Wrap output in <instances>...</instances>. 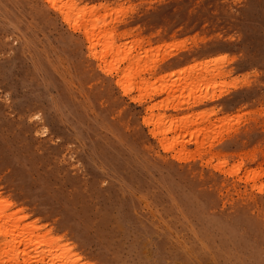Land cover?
I'll return each instance as SVG.
<instances>
[{"label": "rangeland", "instance_id": "374dc122", "mask_svg": "<svg viewBox=\"0 0 264 264\" xmlns=\"http://www.w3.org/2000/svg\"><path fill=\"white\" fill-rule=\"evenodd\" d=\"M77 1L136 84L88 54L89 12L72 30L45 0H0V199L18 226L81 263L264 264V0Z\"/></svg>", "mask_w": 264, "mask_h": 264}, {"label": "bare ground", "instance_id": "6f19581e", "mask_svg": "<svg viewBox=\"0 0 264 264\" xmlns=\"http://www.w3.org/2000/svg\"><path fill=\"white\" fill-rule=\"evenodd\" d=\"M47 3H48V5L50 6V7H53L54 9H56L57 10V12L60 14V16H61V19L62 20H64V22H66L67 23V25H70L69 27H72V30L73 29H77L78 27H79V23H80V18L82 19V20H87V19H85L87 16H88V12H89V17H91V19L89 18L88 19V21H85V22H83V34H84V36H85V40H86V42H88V46H87V49H88V54L90 55V56H92L93 58H95L96 60H99V61H105L104 60V57L106 56V55H113V57H114V55H115V59L113 60L112 58V60L111 61H107V62H115V61H117L116 63H114L115 65L116 64H119V62H121V61H119V60H122V59H125V58H127L128 56V58L130 59V55H129V52L128 51H126V49H123L124 47L123 46H125V45H123V42L121 43V42H119L118 44H116L115 43V41H114V37H115V31H112V29H111V31H110V28H108V29H106V31L108 32V33H105V29H104V31H102L103 29H102V27H101V29L102 30H100L99 32H98V30H95V27H96V24H97V21H95L96 19L95 18H92V13H90V11H92L93 9H94V7H89V6H81L79 3H78V1L77 0H45ZM94 5V4H93ZM92 6V5H91ZM100 6V5H99ZM102 6V5H101ZM104 6V5H103ZM106 7V6H105ZM95 10V9H94ZM93 10V11H94ZM86 13H87V16H86ZM91 14V15H90ZM93 19H95V20H93ZM119 20V19H118ZM121 21V20H120ZM111 22H113V21H111ZM101 23V22H100ZM114 23V22H113ZM105 24H106V22H105ZM98 25V24H97ZM106 26V25H105ZM100 28V27H99ZM103 28H104V26H103ZM112 28V27H111ZM97 29H98V27H97ZM96 31V32H95ZM129 31V30H128ZM124 32V31H123ZM131 32H132V30H131ZM128 33V32H127ZM126 34V33H125ZM127 35V34H126ZM120 36H121V34H120ZM146 38V37H145ZM113 40V41H112ZM125 42V41H124ZM129 43V42H128ZM127 43V44H128ZM120 44V45H119ZM130 44V43H129ZM127 46H129V45H127ZM128 50V49H127ZM131 53V52H130ZM109 55V56H110ZM132 55V54H131ZM137 55V54H136ZM136 55H134V56H132L134 59H136V60H138V56L136 57ZM144 56H146V55H144ZM147 56H149V55H147ZM107 57V56H106ZM108 59V58H107ZM133 59V60H134ZM105 61V62H106ZM106 62V63H107ZM131 62V61H130ZM135 62V61H134ZM104 63V62H103ZM113 64V65H114ZM100 65H102V64H100ZM109 65V64H108ZM114 65V66H115ZM127 65H129V64H127ZM127 65H125V66H127ZM105 66V65H104ZM109 66H111V65H109ZM108 66V67H109ZM114 66H112L111 68H113L114 70H115V80H114V82H115V84L116 85H118L119 87H121L122 89H123V91L124 92H126L127 91V89L129 88V87H131V85L133 84V81H132V79H133V77L135 76V75H137V74H135V71L136 70H134V73L133 72H130V71H133V70H131L130 68L131 67H129V66H131V64L129 65V66H127V67H122L121 69L120 68H118L117 67V65L114 67ZM140 66V65H139ZM144 67H146V69H147V67L148 66H144ZM104 68V67H103ZM137 68H140V67H138V65H137ZM143 68V67H142ZM101 69V68H100ZM143 69H145V68H143ZM142 69V70H143ZM148 69H149V67H148ZM108 70V69H107ZM110 71V70H109ZM138 72H139V70H137ZM141 71V70H140ZM144 71V70H143ZM209 71H210V69L207 71L208 73H209ZM131 73H133V74H131ZM139 74V73H138ZM131 75V76H130ZM209 75H210V73H209ZM140 76H138V78H139ZM135 78V77H134ZM136 79V78H135ZM138 80V79H137ZM141 80H144V78H142V79H140L139 81H141ZM127 82V84H125ZM136 81H134V84H136L135 83ZM143 83H145V81L143 82ZM148 83V82H147ZM146 83V85H148ZM141 85V84H140ZM146 85L144 84V87H146ZM136 86V85H135ZM138 86V85H137ZM148 87V86H147ZM146 87V89H148ZM140 89H141V87H139ZM139 88H138V90H139ZM121 89V90H122ZM135 90H136V87L134 88ZM142 90H143V88H142ZM140 91V90H139ZM144 91H146L145 90V88H144ZM151 91V90H150ZM157 91V90H156ZM155 91V92H156ZM123 92V93H124ZM138 94L140 93V92H137ZM136 93V94H137ZM144 93V92H143ZM171 93V92H170ZM142 94V93H141ZM147 94H149V93H147ZM142 95H146V94H142ZM133 96V95H132ZM138 97H140L141 99H142V96L141 95H138ZM171 97V96H170ZM203 97V96H202ZM136 98H137V96H136ZM139 99V98H138ZM202 99V98H201ZM137 100V99H136ZM167 100V99H166ZM181 102V101H180ZM183 102V101H182ZM165 103V102H164ZM186 103H187V101H186ZM182 104V103H181ZM184 105H185V103H183ZM193 104V103H192ZM155 105V104H154ZM180 105V104H179ZM187 105H189V104H187ZM146 106H148V105H146ZM151 106V105H150ZM149 106V107H150ZM177 107H178V105H177ZM183 107V106H182ZM146 108H148V107H146ZM145 109V108H144ZM149 112V111H148ZM149 114H152V113H149ZM209 114V113H208ZM211 114V113H210ZM188 115V114H187ZM206 115H207V113H206ZM206 115H205V117H206ZM190 116V115H189ZM208 116V115H207ZM146 118H148V117H146ZM160 119H158V121L160 120V124H158V125H162V123H161V117H159ZM183 118H184V116H183ZM182 118V119H183ZM223 118V117H222ZM145 119V118H144ZM182 119H180V123H181V120ZM188 119L189 120H191L189 117H188ZM188 119H186L185 120V118L183 119L184 121H186L187 122V120ZM149 120V119H148ZM175 120V119H174ZM197 120V119H196ZM220 120H222V119H220ZM145 121H147L146 119H145ZM171 121H173V120H170V122H167V123H171ZM183 121V122H184ZM194 121H195V119H194ZM194 121H188V122H194ZM198 121V120H197ZM206 121V120H205ZM204 120H203V122H205ZM215 121H217V120H215ZM149 122H150V120H149ZM162 122H164V121H162ZM179 122V121H178ZM183 122H182V125H183ZM187 122V123H188ZM214 122V121H213ZM218 122H220V121H218ZM217 122V123H218ZM151 123V122H150ZM153 123H155V121L153 122ZM157 123H159V122H157ZM157 123H155L156 125H157ZM165 123H166V118H165ZM173 123H174V121H173ZM185 123V122H184ZM197 123V122H196ZM195 123V124H196ZM206 123V122H205ZM211 123H212V121H211ZM152 124V123H151ZM175 124V123H174ZM186 124V123H185ZM185 124H184V126H185ZM192 124V123H191ZM208 124V123H207ZM216 124V123H215ZM153 125V124H152ZM158 125H157V128H158ZM167 124H165V127H166V130H167V128L169 129L170 127H171V125H172V123L168 126H166ZM177 125V124H176ZM200 125V124H199ZM214 125V124H213ZM222 125V124H221ZM183 126V127H184ZM186 126H187V124H186ZM196 126V125H195ZM194 126V127H195ZM198 126V125H197ZM216 126V125H215ZM224 126H225V124H224ZM224 126H222V127H224ZM155 126H153V128H154ZM161 127H163L162 129H161V131H162V134H163V132H165V131H163L164 129H165V127L162 125V126H160L159 127V129H157L158 130V134L161 132V131H159L160 130V128ZM208 127V126H207ZM213 126H211L210 125V127H209V129H210V134L213 136L214 135V131H215V129L213 130V132L211 133V128H212ZM217 127V126H216ZM220 127V126H219ZM180 128V127H179ZM201 128V127H200ZM215 128V127H214ZM185 129V128H184ZM197 129H198V127H197ZM196 129V130H197ZM203 128H201V130H202ZM208 129V128H207ZM200 130V131H201ZM205 130H206V128H205ZM205 130H203V132L202 133H204V131ZM218 130V129H217ZM174 131H175V128H174ZM186 131V130H185ZM184 131V132H185ZM189 131H192V130H189ZM195 131V130H194ZM198 132H199V129L197 130ZM182 132V131H181ZM193 132V131H192ZM197 132V133H198ZM206 133V135H207V130L205 131ZM153 135H155V134H157V131H155V130H152V132H151ZM191 132H189V134H190ZM209 133V132H208ZM161 134V135H162ZM196 134V133H195ZM209 134V135H210ZM217 134V133H216ZM215 134V135H216ZM164 135V134H163ZM182 135H183V133H182ZM194 135V134H193ZM200 135H202L201 134V132H200ZM199 135V136H200ZM204 135V134H203ZM218 136H219V134H217ZM179 136V135H178ZM185 136V135H184ZM187 136H188V133H187ZM189 136H191V135H189ZM197 136V135H196ZM161 137H163V139H164V136H161ZM160 137V138H161ZM165 137H167V136H165ZM172 137V136H171ZM182 137V136H181ZM201 137V136H200ZM208 136H206L205 138H207ZM170 138V137H169ZM193 138V137H192ZM195 138V137H194ZM162 139V138H161ZM161 139H159V141H161ZM167 139V138H166ZM173 139H176L175 137H173ZM172 139V140H173ZM181 139V138H180ZM212 139H213V137H212ZM215 139V138H214ZM169 140H171V139H169ZM171 140V141H172ZM195 140V139H194ZM197 140V139H196ZM207 140V139H206ZM205 140V141H206ZM210 140V139H209ZM204 141V140H203ZM202 141V142H203ZM215 141H216V139H215ZM164 142V141H163ZM173 142V141H172ZM175 142V144L178 142H176V140L174 141ZM173 142V143H174ZM199 142H200V140H199ZM208 142V144H209V142L210 141H206V143ZM195 143V142H194ZM197 143V142H196ZM171 144V143H170ZM199 144H202L201 142L199 143ZM198 143H197V145H199ZM205 144V143H204ZM204 144H203V146L202 147H204ZM208 144H206V145H208ZM163 145V144H162ZM166 145H167V143H166ZM173 145V144H172ZM171 145V146H172ZM181 145V144H180ZM171 146H169V147H171ZM196 146V145H195ZM208 146H211L210 144L208 145ZM176 147V146H175ZM179 147H181V146H179ZM198 147V146H197ZM201 146L199 147L200 149L202 148ZM168 148V147H167ZM182 148H183V146H182ZM172 149V148H171ZM184 149V148H183ZM198 149V148H197ZM199 149V150H200ZM177 150V149H176ZM208 150V149H207ZM183 151V150H182ZM201 151H202V149H201ZM204 151H205V149H204ZM198 151L196 150L195 151V153L196 154H198L197 153ZM203 152V151H202ZM174 153H175V151H174ZM181 154V153H180ZM183 154V153H182ZM212 154V153H211ZM172 155H173V153H172ZM221 163L223 162V160L222 161H220ZM214 164V163H213ZM217 165V164H216ZM212 166V165H211ZM258 166H259V164H258ZM238 168V167H237ZM237 168H236V170H237ZM251 168V167H250ZM260 168V167H259ZM259 168H258V170H259ZM254 169V168H253ZM235 170V169H234ZM250 170H252V169H250ZM247 171V173H248V176H247V178L249 179H251V180H253V181H255V176L256 177H258L259 176V172H258V170L257 171H255V172H253V170L252 171ZM261 170H262V168H261ZM232 172V171H231ZM234 172V171H233ZM237 172V171H236ZM256 172H258V174L256 173ZM247 173H245V175L247 174ZM243 174H244V171H243ZM236 175V174H235ZM258 175V176H257ZM262 175V174H261ZM263 176H264V174H263ZM246 179V178H245ZM244 181V180H243ZM248 181V180H247ZM258 183V182H257ZM261 183V182H260ZM256 185V183L254 182L253 183V185ZM258 185V184H257ZM252 186V185H251ZM260 186V190H261V188H264V185H259ZM257 188V187H256ZM264 193V192H263ZM10 205H11V203L9 202V201H6V200H2V199H0V233L1 234H4V237L7 235H10V237L8 238V239H6V237L5 238H2V239H0V247H1V249H4L6 252L7 251H14V250H18V252L20 251V253L21 254H23V256H32V255H34V256H38V258H37V260H38V262H40V264H89V263H84L83 261V263H81L80 262V257H78V255L77 254H73L72 253V255H71V251H72V247L71 246H69L68 244H65L64 242L63 243H60L61 241H60V238H57V237H51V236H48V235H46V233L48 232V231H45L44 233H42V234H37L38 233V228H40V227H38V228H36V227H33V224L31 223V222H29V221H27V222H29V224H27V222H23V223H21L20 222V225L18 226V222L19 221H21L23 218H25V216H23V215H26V214H18L17 212L18 211H8V208L10 207ZM20 212V211H19ZM35 220V219H34ZM36 226V225H35ZM38 226V225H37ZM35 228L38 230V231H36L35 230ZM33 229L35 230V234H34V231H33ZM21 249V250H20ZM3 250V251H4ZM17 252V253H18ZM12 253V252H11ZM17 253H15V254H17ZM14 254V253H13ZM47 254H50V255H52V258H51V260L50 261H48V262H45L43 259L46 257V255ZM12 257V256H11ZM65 257V258H64ZM49 258V257H48ZM62 258H64V260L65 259H67V260H65V261H63V259ZM61 259H62V261H61ZM1 261V260H0ZM36 261V260H35ZM47 261V260H46Z\"/></svg>", "mask_w": 264, "mask_h": 264}]
</instances>
